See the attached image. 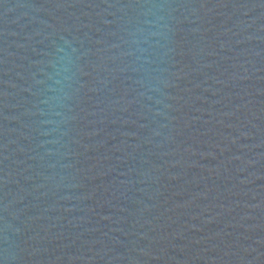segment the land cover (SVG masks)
Returning <instances> with one entry per match:
<instances>
[{
	"label": "water",
	"instance_id": "obj_1",
	"mask_svg": "<svg viewBox=\"0 0 264 264\" xmlns=\"http://www.w3.org/2000/svg\"><path fill=\"white\" fill-rule=\"evenodd\" d=\"M0 264H264V0H0Z\"/></svg>",
	"mask_w": 264,
	"mask_h": 264
}]
</instances>
